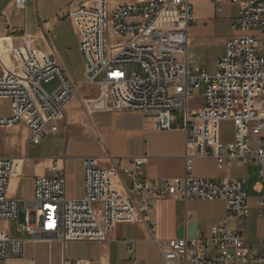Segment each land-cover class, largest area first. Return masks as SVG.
Returning <instances> with one entry per match:
<instances>
[{
  "label": "built area",
  "instance_id": "2783aa9c",
  "mask_svg": "<svg viewBox=\"0 0 264 264\" xmlns=\"http://www.w3.org/2000/svg\"><path fill=\"white\" fill-rule=\"evenodd\" d=\"M191 2L145 0L121 3L108 11L107 0H91L69 6L66 14L77 26L84 84L99 91L98 98L85 105L92 111L138 112L156 132H182L186 175L160 184L142 182L144 159L132 158L130 167L122 170L102 169L96 159L86 158L84 196L68 199L65 173L53 163L51 177L36 178L32 199L22 201L25 213L17 225L19 232L61 244L105 242L116 224L138 222L142 214L148 215L151 200L166 197L183 202L223 200L226 221L247 218L243 183L192 178L190 152L194 158L213 159L219 171L258 165L263 192L257 216L264 219V0H211L216 6L228 2L238 7L230 27L235 35L227 40L212 75L188 63L187 33L195 23ZM26 4L27 0H14L17 10H24ZM108 35L117 40L115 46H109ZM12 57L15 63L0 77V99L10 102L9 116L0 118L2 223L18 220L19 203L7 197L17 166L2 156V131L23 125L29 132L28 145H38L57 132L65 107L79 90L50 56L32 49L30 40L13 48ZM133 65L140 67L144 78L127 72ZM50 81L55 85L46 90ZM197 91H201L202 107L193 108ZM222 122L233 125L231 143L219 140ZM226 221L213 226L208 237L197 234L170 240L156 239L151 222V242L164 264H264V237L259 257L244 245L239 233L226 228ZM22 248L23 241L11 240L0 231V264H5L7 254L20 255Z\"/></svg>",
  "mask_w": 264,
  "mask_h": 264
},
{
  "label": "crops",
  "instance_id": "0c3cea01",
  "mask_svg": "<svg viewBox=\"0 0 264 264\" xmlns=\"http://www.w3.org/2000/svg\"><path fill=\"white\" fill-rule=\"evenodd\" d=\"M143 1L107 0V9L110 11L121 3ZM90 2L27 0L25 9L17 10L14 0H0V77L15 63L12 49L30 40L32 49L38 55L50 56L68 81L79 88L76 97L65 107L64 121L58 125L57 132L49 134L38 145H28L29 132L23 125L2 131V156L13 160L17 166L8 183L7 197L19 202L18 209L22 201L32 199L36 178L51 177L53 163L65 173V196L68 199L84 196L83 160L86 158L96 159L102 169L119 167L122 170L130 167V159H144L139 177L142 182L160 184L162 181L182 179L186 175L182 132H156L145 116L138 112L92 111L85 105L96 100L99 91L84 84L77 26L66 14L69 6ZM191 5L195 23L188 28L187 57L189 49L201 52L219 50L221 57L227 40L235 35L230 27L238 16V7L228 2L216 6L211 0H192ZM108 44L112 46L109 41ZM188 63L199 68L189 58ZM54 85L50 81L45 88L52 89ZM192 107H202L201 100ZM9 114L10 102L0 99V118ZM234 140L233 128V138L227 143ZM251 146L256 147L257 144L251 142ZM189 154L192 157L189 176L192 178L214 183L230 178L243 183L249 206L247 218L239 222L226 221L223 200L183 202L166 197L151 200L148 215L142 214L138 222L116 224L105 242L65 244L53 239L32 238L19 232L16 223L0 222V231L11 240L23 241L21 254H7L5 264H164L151 242V222L156 226V239L170 240L192 239L197 234L208 237L213 226L226 221V228L239 233L244 245L262 257L264 219L257 216V202L263 192L260 167L249 165L219 171L213 159H198L191 152ZM18 220V224L23 222L20 213Z\"/></svg>",
  "mask_w": 264,
  "mask_h": 264
},
{
  "label": "rangeland",
  "instance_id": "374dc122",
  "mask_svg": "<svg viewBox=\"0 0 264 264\" xmlns=\"http://www.w3.org/2000/svg\"><path fill=\"white\" fill-rule=\"evenodd\" d=\"M224 35V32H223ZM108 41L111 43V47L116 45L117 40L112 37L111 35H108ZM219 50H208V51H198V50H193L189 49L188 50V58L199 68L207 72L208 74L212 75L215 70V64L217 61V58L220 57ZM128 73H136L139 75L141 78H144V74L142 73L140 67L138 65H133V66H128L126 68ZM46 90H51L50 88H46ZM200 96H201V91H197L196 93L193 94L191 106L198 105L200 102ZM219 137L220 140L223 142H229L233 138V126L230 123H222L219 126ZM18 213L24 216L25 209L23 207V204L20 206L18 209ZM29 221L30 223H33L34 221V213L31 212L29 214ZM17 225L19 223V220L15 222Z\"/></svg>",
  "mask_w": 264,
  "mask_h": 264
}]
</instances>
